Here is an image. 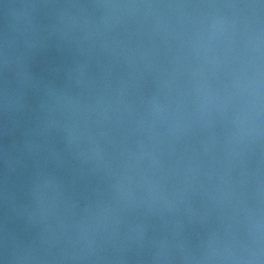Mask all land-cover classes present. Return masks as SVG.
Instances as JSON below:
<instances>
[{
    "label": "water",
    "instance_id": "obj_1",
    "mask_svg": "<svg viewBox=\"0 0 264 264\" xmlns=\"http://www.w3.org/2000/svg\"><path fill=\"white\" fill-rule=\"evenodd\" d=\"M0 264H264V0H0Z\"/></svg>",
    "mask_w": 264,
    "mask_h": 264
}]
</instances>
